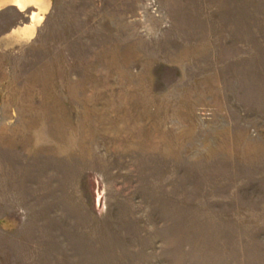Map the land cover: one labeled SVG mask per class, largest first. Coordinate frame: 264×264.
Instances as JSON below:
<instances>
[{
	"label": "rangeland",
	"instance_id": "374dc122",
	"mask_svg": "<svg viewBox=\"0 0 264 264\" xmlns=\"http://www.w3.org/2000/svg\"><path fill=\"white\" fill-rule=\"evenodd\" d=\"M20 10H0V264H264V0Z\"/></svg>",
	"mask_w": 264,
	"mask_h": 264
},
{
	"label": "bare ground",
	"instance_id": "6f19581e",
	"mask_svg": "<svg viewBox=\"0 0 264 264\" xmlns=\"http://www.w3.org/2000/svg\"><path fill=\"white\" fill-rule=\"evenodd\" d=\"M13 2L19 9H21V11H25L30 5L37 8V10L31 13V20L33 24L40 22L51 6V0H13Z\"/></svg>",
	"mask_w": 264,
	"mask_h": 264
},
{
	"label": "crops",
	"instance_id": "0c3cea01",
	"mask_svg": "<svg viewBox=\"0 0 264 264\" xmlns=\"http://www.w3.org/2000/svg\"><path fill=\"white\" fill-rule=\"evenodd\" d=\"M8 7H15L19 9L18 6L13 2V0H0V10L8 8ZM35 10H37V8L33 5H30L29 7H27L25 11H29V14L31 15V13Z\"/></svg>",
	"mask_w": 264,
	"mask_h": 264
}]
</instances>
